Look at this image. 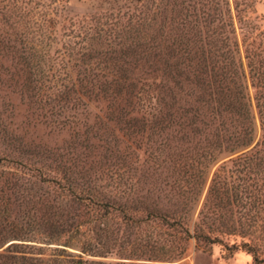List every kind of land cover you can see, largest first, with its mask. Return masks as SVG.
I'll return each instance as SVG.
<instances>
[{
    "label": "rangeland",
    "instance_id": "obj_1",
    "mask_svg": "<svg viewBox=\"0 0 264 264\" xmlns=\"http://www.w3.org/2000/svg\"><path fill=\"white\" fill-rule=\"evenodd\" d=\"M226 15L232 17L233 34L222 25L227 23ZM195 31L205 46V42L213 41L222 47L225 35L236 38L258 137L261 131L255 89L248 78L244 48H250L254 61L264 68V0H0V128L23 142L57 147V153L64 158L80 159L88 165L93 151L71 148L72 143L83 141L77 133L86 127L79 124L73 128L67 118L73 115L84 124L89 122L87 117L103 114L106 103L90 101L88 109L79 104L72 110L65 107L61 115L51 113L50 107H41L26 96L30 91L24 84L33 77L29 73L31 63L38 62L36 67L42 77L62 81L76 77L100 81L128 77L139 91L137 101L147 109L159 108L164 99V61L169 47L184 41L186 32ZM131 45H135L136 52L120 51ZM43 53V59L50 58L49 62L40 59ZM123 129V123H110L105 129L100 128L101 138L105 137L112 148H116V143L122 147ZM159 135L146 145L140 146L141 141L136 139L128 144V157L133 160L139 154L143 162L136 173L141 182L135 184L125 176L120 179L124 168L115 160L118 152L100 150L89 168L91 181L86 184L94 193L123 202L132 183L134 198L168 211L181 221V227L149 221L141 223L137 230L133 225L125 226L120 216L108 219L110 231H124L117 240V244H123L122 254L113 250L106 257L95 259L105 263L129 262L128 258L149 262L147 251L154 244L166 251L161 259L174 261H153L154 264H264V153L256 159L249 157L246 168L233 162L237 154L222 152L216 159L202 154L188 159L194 167L185 172L182 163L187 151L201 152L204 144L182 141L178 135ZM6 145L0 132V155L19 159ZM37 157L33 159L42 165L44 156ZM43 170L46 177L59 176L49 167ZM41 177L37 173L24 174L21 184L25 198L30 200L24 211L38 216L32 207L46 202L59 206L65 215L72 214L75 207L70 198L59 193L56 185L44 183ZM142 195L147 198H140ZM195 230L209 238H195ZM131 235H136L143 252L123 249ZM110 239L108 234V247L112 246Z\"/></svg>",
    "mask_w": 264,
    "mask_h": 264
},
{
    "label": "trees",
    "instance_id": "obj_2",
    "mask_svg": "<svg viewBox=\"0 0 264 264\" xmlns=\"http://www.w3.org/2000/svg\"><path fill=\"white\" fill-rule=\"evenodd\" d=\"M226 17L224 21L227 23L222 25L227 27L229 34H233L232 17ZM220 20L222 21L221 18L218 21ZM183 38L184 41L169 47L164 61L165 91L162 107L159 108L147 109L140 104L137 101L139 91L128 77L112 78L107 82L88 77L62 81L52 76L42 77L36 67L38 62L31 63L29 73L33 77L28 78L24 85L30 91L27 98L34 103L50 107L51 113L57 115H61L65 107L72 110L79 104L88 109L90 101L105 102L106 111L101 115H93L92 118L87 117L89 122L84 124L75 116L68 115L67 121L72 123V127L79 124L86 127L77 133L82 136L83 141L76 145L72 143L71 148L92 150V159L88 165L82 164L83 160L80 159L64 158V155L57 153V147L23 142L13 138L6 129L0 128L3 142L6 146L10 145L19 156L18 159L0 155V264H154L153 261H172L161 259L160 256L166 251L154 244L147 251L149 262L142 260L138 263L128 258L129 262L105 263L95 259L104 258L113 250L122 254L120 248L123 244H117V240L123 237L124 231L120 234L121 229L110 231L108 219H119L120 216L125 226L133 225L134 229L149 221L181 227V221L168 211L154 203L146 205L136 199L137 196L134 198L132 183L123 202L94 193L86 182L91 181V176H88L89 168L98 156L96 152L100 150L110 154L118 152L115 160L124 168L119 178L125 176L126 179H133L135 184L141 182L136 173L143 162L140 161L139 154L133 160L128 157V144L135 139L141 141L140 146L149 144L154 142L153 136H161L159 133L178 135L182 141L204 144L201 152L187 151L182 163L185 172L194 167L188 159H194L198 155L206 154L216 159L222 152L237 154L233 162L238 161L241 163L240 167L246 168L249 157L256 159L264 153V68L254 61L252 50L244 48L248 78L255 89L254 100L261 131L258 137L251 111L245 66L236 38L225 35L221 40L222 47L212 43L213 41L205 42L207 46L203 45L198 31L186 32ZM134 46L120 48V51L124 54L136 52ZM44 56L45 53L40 59L49 62L50 58L43 59ZM110 123H123L124 131H120V137L125 136V142L122 147L116 143V148H112L105 137L101 138L103 133L100 128L103 130ZM97 141H102L104 145ZM37 155L44 156L40 161L42 165L33 159L39 158ZM44 160H48V163ZM133 163L135 166H131ZM45 167L51 168L59 176L46 177L43 170ZM26 172L40 174L44 183L56 185L59 193L70 198L75 207L74 212L65 215L59 206L46 202H39L32 207L34 212L39 213L38 216L24 211L30 202L25 198V188L21 184ZM193 233L197 239L209 238L202 231L195 230ZM108 234L112 241L111 247L107 246ZM106 238L107 241L104 242ZM30 241L43 243L45 246L33 247V244L28 243ZM126 245L127 248H123L125 251L132 248L131 252L136 249L143 252L141 243L136 241V235H131L126 240Z\"/></svg>",
    "mask_w": 264,
    "mask_h": 264
}]
</instances>
